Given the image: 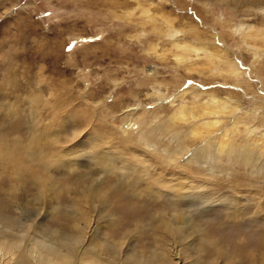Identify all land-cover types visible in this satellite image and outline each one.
<instances>
[{
  "label": "rangeland",
  "instance_id": "rangeland-1",
  "mask_svg": "<svg viewBox=\"0 0 264 264\" xmlns=\"http://www.w3.org/2000/svg\"><path fill=\"white\" fill-rule=\"evenodd\" d=\"M262 93L264 0H0V264H264Z\"/></svg>",
  "mask_w": 264,
  "mask_h": 264
},
{
  "label": "bare ground",
  "instance_id": "bare-ground-1",
  "mask_svg": "<svg viewBox=\"0 0 264 264\" xmlns=\"http://www.w3.org/2000/svg\"><path fill=\"white\" fill-rule=\"evenodd\" d=\"M257 33V35L258 36H261L260 34H261V32H259V31H256L255 32V34ZM252 36H254V32L253 33H251V34H249V37H252ZM187 47V46H186ZM220 62V61H219ZM222 62V61H221ZM219 64H221V63H219ZM228 65V67L230 68V69H233L234 68V66L232 65V64H230V63H228L227 64ZM235 69V68H234ZM235 74H238L235 70L233 71ZM243 76V75H242ZM213 100H215L214 98H212V101ZM206 105H208V103H206ZM219 105H220V103L216 100V103H213L212 104V109L214 110V109H216V108H220L219 107ZM226 107V106H225ZM224 107V108H225ZM221 108H223V107H221ZM186 109V108H185ZM188 109V108H187ZM205 110H207V108L205 109ZM222 109H220V111H221ZM225 110V109H224ZM234 110H236L235 109V107L234 106H231V108H230V110H229V113H231V112H233ZM181 112H180V114H182L183 116H185L184 114H186V115H188L187 113H188V111L189 110H184V108H182L181 110H180ZM222 112V111H221ZM203 114H204V112H202ZM201 113V114H202ZM211 112L209 111V112H207V114H210ZM179 114V115H180ZM217 114V113H216ZM226 114V113H225ZM227 114H228V112H227ZM191 115V114H190ZM226 116V115H225ZM217 119V118H216ZM236 121V120H235ZM234 121V122H235ZM214 122V121H213ZM216 122H218V121H215V124H216ZM238 122L239 121H236V125L238 124ZM239 123H242V122H239ZM242 124H244V123H242ZM210 127L209 129L207 128V127ZM215 127V125L214 124H212V122H210L209 124L207 123V124H199V125H197V126H195V130L196 131H198L199 130V132H201L202 130H205V129H208V130H210V129H212V128H214ZM193 130V129H192ZM191 130V131H192ZM250 130V129H249ZM191 133H194V131H192ZM198 133V132H197ZM209 133V132H208ZM210 134V133H209ZM264 134V133H263ZM196 135V134H195ZM37 140V139H36ZM36 142V141H35ZM253 143V142H252ZM38 144V143H37ZM217 144V143H216ZM227 144H231V142L229 141L228 142V140H227V138H225V137H219V141H218V146H217V149H219V150H223L224 149V147L227 145ZM43 147V146H42ZM37 149V148H36ZM34 154V153H33ZM254 150L253 151H248V150H246L245 149V151H244V157L246 158V160H250L251 159V157H254ZM259 155V154H258ZM31 245H33V248H35V253L32 255V257H31V259H32V261L33 262H39V264H47V262H48V264H52V257H51V255L50 256H44V248H51L52 246L50 245V244H47L45 241H43L42 239H33V240H31ZM2 246L4 247V254H5V258H8V259H11V257L14 255V251H15V247L14 246H12V245H9L8 243H6V242H4V244L2 243ZM49 251H51V253H54V251L53 250H51V249H48ZM50 253V252H49ZM70 254V253H69ZM69 254H67V258L66 257H57L56 259H55V261H56V263L57 264H74L73 262H71V259L68 257L69 256ZM53 256V255H52ZM16 264H26V261L24 260V258H20V259H18V261L16 262ZM54 264V263H53ZM93 264V263H92Z\"/></svg>",
  "mask_w": 264,
  "mask_h": 264
},
{
  "label": "snow or ice",
  "instance_id": "snow-or-ice-1",
  "mask_svg": "<svg viewBox=\"0 0 264 264\" xmlns=\"http://www.w3.org/2000/svg\"><path fill=\"white\" fill-rule=\"evenodd\" d=\"M97 39H99V37H97ZM190 83V82H189ZM185 87H187V85H185ZM262 95H264V93H262Z\"/></svg>",
  "mask_w": 264,
  "mask_h": 264
}]
</instances>
